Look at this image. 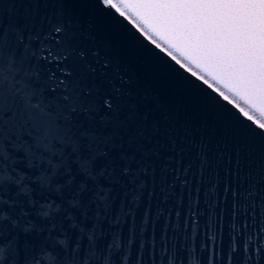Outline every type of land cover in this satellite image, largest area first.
<instances>
[{"label": "snow or ice", "instance_id": "snow-or-ice-1", "mask_svg": "<svg viewBox=\"0 0 264 264\" xmlns=\"http://www.w3.org/2000/svg\"><path fill=\"white\" fill-rule=\"evenodd\" d=\"M0 264H264V0H0Z\"/></svg>", "mask_w": 264, "mask_h": 264}, {"label": "water", "instance_id": "water-1", "mask_svg": "<svg viewBox=\"0 0 264 264\" xmlns=\"http://www.w3.org/2000/svg\"><path fill=\"white\" fill-rule=\"evenodd\" d=\"M69 7H73L74 9H79L80 5H68ZM41 12L44 11V5L41 4ZM53 5L49 4L48 8L51 9ZM92 13L89 12L87 16L80 15L79 11H74L73 14L69 17V19H72L73 21L79 19L81 23L88 18L91 17ZM96 41L90 42L88 40L83 39V36L80 37L82 46L85 49L91 48V47H100L101 41L104 40H111L114 44L119 43L121 46V55L125 62H130L134 64L137 68V73L141 78V84L143 81L151 76L152 73H159L162 75V70L158 65L155 64V62L152 60L150 56L147 54H144L140 52L138 49H135L131 46V42H123L121 43L116 39V37L109 33L107 28L104 26H97L95 31ZM169 92H171V96H169ZM163 95L165 99L166 104H171L174 106L175 111H187L190 110L194 106V100L195 98L192 96H189L185 90V88L180 84H172L171 87L165 83V87L163 89ZM152 147V146H149ZM161 151V159L159 161H156L153 157H148V159L155 164L157 168V187L159 188V166L164 163L163 157L166 156L168 153L164 150ZM139 158V157H138ZM136 165H133V168H135ZM144 180H148V176L143 177ZM117 193L120 191L119 187L116 189ZM160 193L157 192V196L159 197ZM156 204L158 207L164 209L167 211L171 205V201H169L168 204H163L159 199H157ZM23 223V222H21ZM7 238V237H5Z\"/></svg>", "mask_w": 264, "mask_h": 264}]
</instances>
